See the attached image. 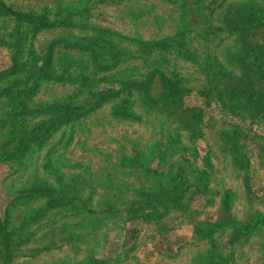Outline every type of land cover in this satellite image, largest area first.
<instances>
[{
	"label": "rangeland",
	"instance_id": "374dc122",
	"mask_svg": "<svg viewBox=\"0 0 264 264\" xmlns=\"http://www.w3.org/2000/svg\"><path fill=\"white\" fill-rule=\"evenodd\" d=\"M0 48V264H264V0H0Z\"/></svg>",
	"mask_w": 264,
	"mask_h": 264
},
{
	"label": "trees",
	"instance_id": "16d2710c",
	"mask_svg": "<svg viewBox=\"0 0 264 264\" xmlns=\"http://www.w3.org/2000/svg\"><path fill=\"white\" fill-rule=\"evenodd\" d=\"M257 43L254 44L258 45ZM240 53L242 60L250 57L254 58L255 61L264 60L263 50L254 52L255 55L258 54L256 57L250 56L244 51H240ZM248 65V63H242L243 69L241 68V71L243 72H241L240 77L228 82L223 94L224 99L229 100L230 98L233 106L239 105L251 111L255 118L264 121V64L250 63V66ZM217 96L219 98V92H217Z\"/></svg>",
	"mask_w": 264,
	"mask_h": 264
},
{
	"label": "water",
	"instance_id": "95a60500",
	"mask_svg": "<svg viewBox=\"0 0 264 264\" xmlns=\"http://www.w3.org/2000/svg\"><path fill=\"white\" fill-rule=\"evenodd\" d=\"M9 64L6 62L2 49L0 48V71L8 68ZM4 175L2 166L0 165V178ZM10 201V199H2L0 196V214L2 213L3 207Z\"/></svg>",
	"mask_w": 264,
	"mask_h": 264
}]
</instances>
